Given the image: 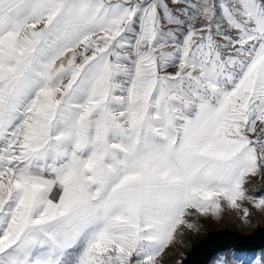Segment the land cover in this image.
<instances>
[{"label":"snow or ice","instance_id":"1","mask_svg":"<svg viewBox=\"0 0 264 264\" xmlns=\"http://www.w3.org/2000/svg\"><path fill=\"white\" fill-rule=\"evenodd\" d=\"M260 183L264 0H0V264H166Z\"/></svg>","mask_w":264,"mask_h":264},{"label":"rangeland","instance_id":"2","mask_svg":"<svg viewBox=\"0 0 264 264\" xmlns=\"http://www.w3.org/2000/svg\"><path fill=\"white\" fill-rule=\"evenodd\" d=\"M250 194L257 197L264 195V183L251 186ZM263 226L264 216L259 213H254L248 223H243L240 217L232 211L226 212L223 217L219 219H202L199 221L198 230H186L183 241H178L175 246L168 250L165 257L166 264H180L186 257V254L191 250L192 246L204 238L210 231L228 229L249 234ZM262 255H264V250L253 253L227 251L217 255L210 264H218V261L222 257H231L230 264H256Z\"/></svg>","mask_w":264,"mask_h":264},{"label":"water","instance_id":"3","mask_svg":"<svg viewBox=\"0 0 264 264\" xmlns=\"http://www.w3.org/2000/svg\"><path fill=\"white\" fill-rule=\"evenodd\" d=\"M264 250V226L244 234L232 230L210 231L194 244L180 264H210L219 254L227 251L253 253Z\"/></svg>","mask_w":264,"mask_h":264}]
</instances>
